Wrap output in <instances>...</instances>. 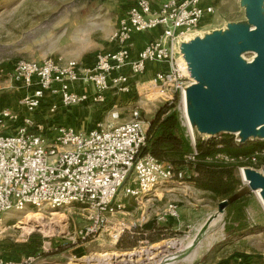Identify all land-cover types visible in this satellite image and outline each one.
Listing matches in <instances>:
<instances>
[{
	"label": "built area",
	"instance_id": "obj_1",
	"mask_svg": "<svg viewBox=\"0 0 264 264\" xmlns=\"http://www.w3.org/2000/svg\"><path fill=\"white\" fill-rule=\"evenodd\" d=\"M214 1L162 0L153 4L135 0L118 19L109 41L112 49L96 54L93 65L75 60L19 61L14 65L11 81L27 93L18 100L22 116L0 109V128L12 130L0 134V226L5 214L23 212L28 206L38 211L77 206L85 212L86 225L74 232L73 241L107 233L117 243L125 232L147 223L143 215L127 221L123 200L141 204L151 201L167 184H185L191 177L186 169L175 172L150 155H140L147 124L138 106L131 109L129 121L116 125L99 122L88 132L40 126L32 115L49 99L46 109L54 115L59 108L102 105L109 92L131 93L133 88L138 98L153 104H169L182 97L188 78L175 58L174 46L214 14ZM153 30L159 34L135 51L133 37ZM151 65L157 68L150 71ZM147 74L149 79L131 85L134 78ZM86 87L92 92L81 90ZM119 118L114 107L110 120ZM263 154L264 149L250 156L217 154L211 160L256 165ZM196 158L193 147L184 160L190 166ZM120 192L122 198L117 199ZM179 218L174 203H168L157 216L158 221ZM0 264L13 263L0 259Z\"/></svg>",
	"mask_w": 264,
	"mask_h": 264
},
{
	"label": "rangeland",
	"instance_id": "obj_2",
	"mask_svg": "<svg viewBox=\"0 0 264 264\" xmlns=\"http://www.w3.org/2000/svg\"><path fill=\"white\" fill-rule=\"evenodd\" d=\"M134 1L0 0V102L4 106L0 109L7 108L22 116L18 108V100L27 92L11 81V74L17 62L75 60L91 64L96 54L111 50L109 41L116 29L118 19ZM151 1L153 4H158L162 0ZM214 5V14L205 17L199 28L190 33L192 36H204L212 31L224 30L228 23L245 22L244 9L240 6L239 0H215ZM158 32L153 30L149 34L157 36ZM139 36V39H143L144 34ZM243 57L249 60L252 55L245 54ZM187 82L190 84L191 80L188 79ZM107 97L102 105L71 106L67 111H64L66 108H59L57 111L59 115L56 113L59 118L57 122L84 132H88L99 122L107 123L116 102L114 99L116 95ZM119 97L116 110L121 108L120 105L123 102H130V100L126 101L125 96L119 95ZM48 101L51 100L44 102L45 105L40 108L43 109V117L47 115ZM154 104L156 106L151 110L155 114L164 103ZM169 104L175 106L185 135L191 147H195L185 117L183 97L178 96ZM147 105H150V102L145 100L138 103V107L142 109L143 121L149 119L147 115H151L145 112L144 107ZM130 110V106L128 111L125 110L126 114H129L126 121L130 120ZM65 118H70L76 124L66 125L63 122ZM113 124H121V120L118 119ZM11 131V129L0 128V134ZM194 136L195 140L198 138H201L200 141L206 140V137H201L195 129ZM225 136L235 139V135L218 134L207 141H220ZM220 164L234 167L239 185L231 199L245 197L247 203L245 217L252 224L250 231L246 234L248 236L252 235L250 233L255 234L240 243H230V239H225V218L221 215L200 239L201 245L190 253V256L195 254V257L191 262L188 261L190 256L188 255V258L187 253H183L188 250L186 245L195 238L207 218L216 213L217 205L222 201L213 199L209 193L198 189L194 182L186 180L183 185L170 183L158 189L153 199L148 202L139 204L132 199L123 200L125 204L123 217L127 221L138 220L143 215L147 222L155 220L160 226H165L159 234L151 235L153 238L160 239L156 243L146 241L151 237L149 233H145L142 236L144 239H139L135 243L136 246L127 251L117 249V243H113L107 233H101L85 241L78 239L73 241L74 232L86 225L85 212L81 208L74 206L61 210L38 211L28 206L23 212L12 211L3 216L0 226V259L13 264L28 258L33 260L28 264H162L163 262L165 264H203L202 262L211 251L209 259L204 264H212L216 263L214 255L223 258V256H229L232 250L242 248V250L249 249L255 252V256L252 257H256L264 264V207L257 195L249 191L240 175L242 168L262 172L264 154L256 165ZM186 170L188 174H191L189 167ZM170 189L173 190L169 191ZM163 190L164 192L161 193ZM121 198L120 192L117 199ZM168 203L177 205L180 218L158 221V214ZM254 223L256 225H253ZM121 238L124 239L123 244H125L140 237L138 234H132L131 231L125 232ZM215 248L218 250L213 253Z\"/></svg>",
	"mask_w": 264,
	"mask_h": 264
},
{
	"label": "water",
	"instance_id": "obj_3",
	"mask_svg": "<svg viewBox=\"0 0 264 264\" xmlns=\"http://www.w3.org/2000/svg\"><path fill=\"white\" fill-rule=\"evenodd\" d=\"M239 2L245 22L228 23L224 30L204 36L189 33L174 46L175 58L191 80L183 95L185 117L195 144L201 138L195 140L194 129L206 137L204 141L231 134L235 135L236 146L264 142V0ZM245 54H251V59H245ZM242 169V181L250 192L259 191L264 204V170ZM233 201L217 205L216 213L196 234L191 249Z\"/></svg>",
	"mask_w": 264,
	"mask_h": 264
},
{
	"label": "trees",
	"instance_id": "obj_4",
	"mask_svg": "<svg viewBox=\"0 0 264 264\" xmlns=\"http://www.w3.org/2000/svg\"><path fill=\"white\" fill-rule=\"evenodd\" d=\"M197 151L196 162L193 165L185 163L184 157L193 150L191 143L185 135V130L181 126L179 114L173 104H163L154 114L149 122L146 143L140 151V155H150L158 161L171 166L178 172L190 168L191 177L188 179L194 182L198 189L209 193L213 199L224 201L231 199L237 190L239 181L235 176L234 167L212 161L217 154H225L231 157L250 156L253 153L264 149V142H247L244 145L236 146L234 139L225 136L220 141H197L195 144ZM210 159V161H207ZM247 207L245 197L234 200L226 209V217L230 219L229 224H225L224 231L227 237L233 238L246 234L250 231L246 221L245 210ZM162 227L155 220L132 230V234H138L140 238H134L132 242L123 244L121 238L117 242V249L130 250L136 246L139 239H144L145 233L149 235L159 234ZM247 235V234H246ZM149 236V237H150ZM160 239L152 236L146 241L156 243ZM234 258H240L241 264H258V260L250 262L251 257L242 254L233 255L226 260H220L218 264H232ZM206 260L202 263L204 264Z\"/></svg>",
	"mask_w": 264,
	"mask_h": 264
},
{
	"label": "crops",
	"instance_id": "obj_5",
	"mask_svg": "<svg viewBox=\"0 0 264 264\" xmlns=\"http://www.w3.org/2000/svg\"><path fill=\"white\" fill-rule=\"evenodd\" d=\"M158 34H159V32H158ZM139 35H142V34H138V35H135L134 37H133V43L135 44V48L136 49H134L135 51H137V50H140L141 48H142V46H143V42H145L146 40L148 41V40H150V39H152L153 37H155L154 35H152V34H149V33H144V37H143V39H139ZM110 49H112V48H110ZM84 65L85 66H91V65H93V62L90 64V63H84ZM157 68V66L156 65H151L150 66V71H152V70H155ZM123 73H127V71H123ZM150 74V73H149ZM149 74H147V75H145V76H143V77H136V78H134L132 81H131V85L133 86L134 84H141V83H143L145 80H147V79H149ZM21 88V87H20ZM21 89H23V88H21ZM82 89H85L87 92L89 91L90 93L92 92V89L90 88V87H86V88H81V90ZM24 90V89H23ZM108 95H112V96H114L115 97V95H116V98H114V99H116V102H115V105L112 107V108H116L117 109V106H118V100L120 99V97H119V95L120 96H125L124 98H126V101H129L130 100V102H123L120 106H121V108L119 109L120 110V112H119V110H118V112H119V115H120V118H119V120H121V123H123V122H125L128 118H129V114H126V112L128 111V107L130 106V109H133V108H135V107H137L138 106V103L142 100V98H138V96L136 95V92L134 91V88H133V90L131 91V93L129 92V93H119V92H115V91H111V92H109L108 94H107V96ZM118 96V97H117ZM123 98V99H124ZM109 100H111L110 98H109ZM1 104V106L3 105L2 104V102H0ZM85 105H91V104H85ZM124 105H126V106H124ZM155 104H153V103H150V105H147V107H144V109H145V112L146 113H150L151 115H147L148 117H149V119H147L145 122H146V124H147V128H148V125H149V122L151 121V119L153 118V116H154V113L152 112V110L151 109H153V108H155ZM71 107V106H70ZM0 108H4V106H2V107H0ZM69 109V107H67L66 109H64V111H67ZM125 110H127L126 112H125ZM131 111V110H130ZM42 114H43V109H39V110H37L33 115H32V119L38 124V125H40V126H44V127H57V126H64V125H61V124H59V122H57V121H59V118L57 117V114L59 115V113H57V114H54V115H50L48 112L46 113L47 115L45 116V117H43L42 116ZM56 116V117H55ZM46 119V120H45ZM62 121V120H61ZM63 122L67 125H73L75 122H73L70 118L68 119V118H65L64 120H63ZM107 123H113V121H111L110 120V116H109V120H108V122ZM76 124V123H75ZM64 127H70V126H64ZM74 127V126H73ZM70 128H72V127H70ZM173 189H170L169 191H172ZM167 191V190H166ZM165 191V192H166ZM164 192V190L163 191H161V193H163ZM203 193V192H202ZM227 209V208H226ZM180 213V212H179ZM215 214V213H214ZM226 215H227V212H226V210L224 211V214H223V216H224V218H225V224H229V222H230V219L229 218H227L226 217ZM247 215V214H246ZM247 220H248V218H247ZM246 220V221H247ZM248 225H249V228H251L252 227V224H250V221L248 220ZM254 225H256V223H254ZM255 232V231H254ZM250 234H252V235H255V234H253V233H250ZM252 235H246V234H244V235H241V236H238V237H233V238H229V237H225V239H227V240H229L230 239V243H233V242H235V243H240L241 241H243L245 238H247V237H251ZM216 250H218L217 248H215V250H213V253L216 251ZM252 252V253H251ZM238 253H240V254H242V255H245V256H249V257H251V260H250V262H254L255 263V261H257V258L256 257H252V256H255L254 254H255V252H253V251H251V250H249V249H245V250H242V248L240 249V250H238V249H236V250H232V252L229 254V256H223V258L222 257H217L216 255H214V258H215V261H216V263H212V264H218V262L220 261V260H226L227 258H229V257H231V256H233V255H238ZM218 254V253H217ZM210 255H211V251L208 253V255H207V260L209 259V257H210ZM214 261V262H215ZM259 262H258V264H263L262 263V261H260V260H258ZM232 264H241V259L240 258H234L233 259V261H232ZM257 264V263H256Z\"/></svg>",
	"mask_w": 264,
	"mask_h": 264
},
{
	"label": "bare ground",
	"instance_id": "obj_6",
	"mask_svg": "<svg viewBox=\"0 0 264 264\" xmlns=\"http://www.w3.org/2000/svg\"><path fill=\"white\" fill-rule=\"evenodd\" d=\"M184 96H185V94L183 95V99H184ZM188 127L190 128V124H189V122H188ZM188 128V129H189ZM193 141V140H192ZM240 175H241V178L243 179V180H245L244 179V174H243V169L240 171ZM256 195H257V197L259 198V200H260V202L262 203V205H263V207H264V204H263V202H262V200H261V198H260V195H259V191H255L254 192ZM214 223V222H213ZM212 223V224H213ZM194 240H195V238L194 239H192L187 245H186V249H188L187 251H184L183 253H187L186 254V257H188V255L190 256V253L198 246V245H201L200 243L202 242V240H199L197 243H196V245H195V247L193 248V249H191V246H192V244L194 243ZM190 251V252H189ZM186 257L184 258V259H186ZM195 257V254H192V256H190V258L188 259V261L189 262H191L192 261V259ZM171 260V259H170ZM187 261V260H186ZM162 264H165L164 262L162 263ZM168 264H170V263H168Z\"/></svg>",
	"mask_w": 264,
	"mask_h": 264
}]
</instances>
